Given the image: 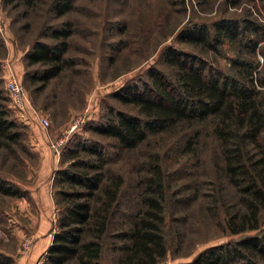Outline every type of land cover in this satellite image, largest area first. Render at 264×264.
Masks as SVG:
<instances>
[{
    "label": "rangeland",
    "instance_id": "374dc122",
    "mask_svg": "<svg viewBox=\"0 0 264 264\" xmlns=\"http://www.w3.org/2000/svg\"><path fill=\"white\" fill-rule=\"evenodd\" d=\"M50 2L36 0L32 7L25 8L21 4L5 5L0 0L5 21L0 36V88L6 98L8 118L20 133L18 143L11 144L9 149L0 147V179L22 194L11 197L0 193V254L9 258L10 264H17L40 240L42 244L37 247L41 249L34 264H47L45 240L54 231L56 216L53 194L63 186L54 185V175L70 162L85 157L75 147L78 142L103 146L105 169L121 174L125 180L121 215L115 221L118 228L139 208L136 197L142 164L150 154L160 155L168 174L169 193H174L166 206L167 251L159 264H186L204 249L264 230L263 209L257 231L242 235L228 232L224 206L233 203V191L216 177L213 162L217 149L207 125H199L201 132L193 145L194 157L174 145L182 136L181 128L149 136L132 151L118 150L111 138L87 130L88 126L103 122L109 110L136 115V107L120 103L115 94L127 86L148 82L146 73L150 68L172 78L173 69L160 57L166 47L196 55L237 79L238 63L250 62L254 67V85L264 90L257 83L264 76V0H183L182 4L180 0H73V10L60 18L49 11ZM220 19H246L254 23L258 28L254 50L246 48L248 38H253L246 33L235 40H221L215 50L177 40L178 33L191 24L206 25L212 34V24ZM63 21L72 24L64 54L72 65L64 67L41 88L38 82L29 81L39 65H26L24 54L39 30L45 25L57 27ZM9 74L16 77L28 96L30 107L23 112L13 107L6 94L4 82ZM36 115L47 119L45 129ZM55 142L57 153L50 147ZM75 149L76 153H71ZM172 196L177 199L174 205ZM114 256L105 250L101 264H111ZM64 264L75 262L69 260Z\"/></svg>",
    "mask_w": 264,
    "mask_h": 264
},
{
    "label": "trees",
    "instance_id": "16d2710c",
    "mask_svg": "<svg viewBox=\"0 0 264 264\" xmlns=\"http://www.w3.org/2000/svg\"><path fill=\"white\" fill-rule=\"evenodd\" d=\"M35 2L3 0L5 5L21 4L25 8ZM72 2L51 0L49 11L60 18L73 10ZM211 30L212 34L206 25L191 24L178 33L177 40L215 50L221 40H235L246 33L253 38L244 37L248 38L245 47L254 50L258 28L246 19H220ZM71 35L69 21L57 27L45 25L39 30L23 58L26 65H39L29 77L30 82H38L43 88L64 67L72 65V60L64 56ZM45 38L53 42H43L41 39ZM160 57L173 69L171 79L150 68L146 73L148 82L127 86L115 94L120 103L135 106L137 114L109 110L103 122L88 126L87 130L111 138L118 150L132 151L149 136L181 128L182 136L174 145L194 157L193 145L201 132L199 125H207L217 149L213 162L216 177L233 191L229 208L222 203L226 228L232 235L257 231L264 209V90L254 85V67L250 62L238 63L237 79L196 55L172 47L164 48ZM257 83L264 87V76ZM19 136L15 123L8 118L6 98L0 88V147L9 149L19 142ZM75 147L85 157L70 162L54 175V185L63 186L53 194L56 216L45 263L73 260L75 264H101L107 250L115 255L111 264H159L167 251L166 206L174 193H169L168 174L160 155L150 154L142 164L136 197L139 208L118 228L115 221L121 215L123 176L105 169L106 153L99 143L78 142ZM76 149L71 153H76ZM0 193L22 196L17 188L1 179ZM172 197L174 205L177 199ZM0 264H10L9 258L0 254ZM186 264H264V230L204 249Z\"/></svg>",
    "mask_w": 264,
    "mask_h": 264
},
{
    "label": "built area",
    "instance_id": "2783aa9c",
    "mask_svg": "<svg viewBox=\"0 0 264 264\" xmlns=\"http://www.w3.org/2000/svg\"><path fill=\"white\" fill-rule=\"evenodd\" d=\"M4 22H5L4 15L2 8L0 6V36H2L5 28ZM4 88L9 100L11 101V104L18 112H23L25 109L30 107V102L25 90L23 89L21 83L16 79V77L13 74H9L6 77L4 82ZM37 120L42 128L45 129L48 126V121L45 117L38 115ZM50 147L57 153L58 143L56 142L55 144L51 143Z\"/></svg>",
    "mask_w": 264,
    "mask_h": 264
},
{
    "label": "crops",
    "instance_id": "0c3cea01",
    "mask_svg": "<svg viewBox=\"0 0 264 264\" xmlns=\"http://www.w3.org/2000/svg\"><path fill=\"white\" fill-rule=\"evenodd\" d=\"M51 240V237L49 238V240H45L47 246L49 245ZM40 241V240H39ZM36 242L34 243V246H32L33 251L29 252L28 256L25 254L22 257H20V259H18L17 264H34V262L36 261V259L39 256L38 250H40L41 248H38L37 246L41 245V242Z\"/></svg>",
    "mask_w": 264,
    "mask_h": 264
}]
</instances>
